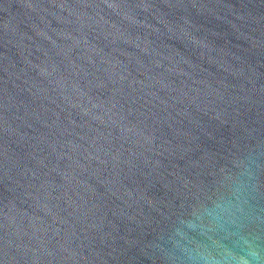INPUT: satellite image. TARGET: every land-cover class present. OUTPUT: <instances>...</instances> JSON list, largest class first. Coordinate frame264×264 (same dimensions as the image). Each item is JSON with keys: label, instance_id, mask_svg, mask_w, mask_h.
Masks as SVG:
<instances>
[{"label": "water", "instance_id": "obj_1", "mask_svg": "<svg viewBox=\"0 0 264 264\" xmlns=\"http://www.w3.org/2000/svg\"><path fill=\"white\" fill-rule=\"evenodd\" d=\"M0 264H264V0H0Z\"/></svg>", "mask_w": 264, "mask_h": 264}]
</instances>
